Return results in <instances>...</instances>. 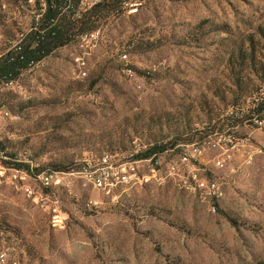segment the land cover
<instances>
[{
  "label": "rangeland",
  "instance_id": "rangeland-1",
  "mask_svg": "<svg viewBox=\"0 0 264 264\" xmlns=\"http://www.w3.org/2000/svg\"><path fill=\"white\" fill-rule=\"evenodd\" d=\"M124 2L138 8L128 13ZM76 3L106 6L98 42L82 48L79 37L92 31L75 30L14 88H0V104L15 115L0 131V249L18 264H264V147L250 159L264 135L216 166L236 109L264 86V0ZM37 15L29 0H0V53L22 34L33 43ZM152 145L172 150L161 173L143 164L135 181L107 191L60 175L48 203L25 195L23 183L39 188L42 170L77 171L85 158H130ZM195 149L201 174L217 181L212 194L181 176V156ZM171 161L180 175L164 179ZM17 164L31 178L22 182Z\"/></svg>",
  "mask_w": 264,
  "mask_h": 264
},
{
  "label": "built area",
  "instance_id": "built-area-1",
  "mask_svg": "<svg viewBox=\"0 0 264 264\" xmlns=\"http://www.w3.org/2000/svg\"><path fill=\"white\" fill-rule=\"evenodd\" d=\"M63 5H58L55 2H52V8H56L61 12V15L65 13L72 14L74 17H78L81 12V6L76 5L75 0H61ZM98 1V0H96ZM29 3L33 7L39 8V15L37 18L40 20L46 14L48 10V2L47 0H29ZM97 3V2H95ZM92 7L95 4H91ZM133 8H138V4H133L130 2H124L121 6L122 10H127L128 13H131ZM119 12V11H117ZM39 22L36 23L33 28L29 31L30 33L36 34V38L32 43L31 49L36 48L40 44L45 42L46 34L48 30L54 25L50 24L49 26H41ZM28 34H22L21 39L16 41L11 48L5 53H0V61L4 59L7 54L10 52H22L24 45L26 44ZM101 38V31L96 30L92 32L85 33L79 37V42L81 43L82 48H90L95 42ZM127 57V56H125ZM21 59H24V56H21ZM34 64H39V62L35 63L31 61L29 63L30 67H34ZM74 65L77 66L79 70L80 76H87V67L88 63H80V55L74 57ZM17 80L14 79H6L0 81V88L4 89H12L17 84ZM259 96L264 97V93L259 94ZM15 116L10 109L4 104H0V131L6 126L8 122H10V118ZM234 128L230 129L227 135H222L219 138V142L217 146L223 151V154L216 161V166L219 168H225L229 163L233 162L234 154L233 152L241 153L244 152V143L246 141H252L254 135L257 133L264 135V105L257 104H246V112L245 114H238V118H236ZM249 129V134L247 137L240 138L236 137L234 134L235 131H239L241 128ZM258 147H264L258 143H254V149L257 150ZM150 147H146L144 153H146ZM136 153V151H135ZM132 154L130 158H120V156H111V157H100L99 160H87L83 161L81 164V169L72 172H61L54 169H46L40 171L37 176H35L34 180L39 182L41 185L39 188L34 187L33 185H27L23 183L24 186H29V193H25L27 196H31L35 199V194H43V200L49 202L50 195L49 193H45L46 190L51 189V183H46V176H56V175H73L79 176L83 178L88 183L93 182H101V186L104 183H107V177H113L115 172H125L127 173H135L137 176H141V170H135L136 162H144L151 167V170L154 172H162L163 158L172 153V150H166L164 154H154L149 158L146 157H138L143 155L144 153H136ZM201 151L199 149H195L192 154H183L181 156L182 165L185 166L187 175H181L184 180H189L190 178H197V186H205V194H212V185L217 183L214 179H209L201 174V169L198 167L199 158L201 156ZM170 165V173H179L180 175V166L177 161H171L167 163ZM13 171L17 174L22 182H24L27 178H31V174L25 172L24 170L13 169ZM22 184V183H21ZM196 187V186H195ZM221 192V190H220ZM39 203V201H37ZM94 203V202H91ZM50 208V206L48 205ZM53 212V221H60V225L64 224V220L59 214V207L54 206L51 207Z\"/></svg>",
  "mask_w": 264,
  "mask_h": 264
},
{
  "label": "trees",
  "instance_id": "trees-1",
  "mask_svg": "<svg viewBox=\"0 0 264 264\" xmlns=\"http://www.w3.org/2000/svg\"><path fill=\"white\" fill-rule=\"evenodd\" d=\"M47 2L49 7L41 21L46 20L50 22V24H54L46 34L45 42L49 40L48 43L44 45V42L34 49H31L32 44L26 43L21 53L10 52L9 54H7V56L0 61V81L6 79L17 80V78L23 71L30 68L29 63L31 61H34L35 63L41 62L53 50L68 44L72 36L74 35L75 30L82 32L93 31L97 28V23L105 17L102 15V12H104L106 6L101 7L99 5H96L90 10L82 11L78 18L74 19L75 17L72 14L65 13L61 15V12L58 9L52 8V2H55L58 5H63L61 0H47ZM76 2L77 0H75V3ZM35 38L36 34H33V41L35 40ZM21 56H24V59H21ZM36 65L38 64H34V66ZM262 90H264V86H261L259 89H257V91L253 94V96L248 100L247 103L264 105V99L261 101V96H259ZM245 112L246 105H240L236 109L235 117L238 118V114H245ZM166 150H168L166 146L152 145L146 153H144L143 150L136 151V153H144L143 155L138 157L149 158L156 153L164 154ZM107 155L112 156L111 154H104L100 157H105ZM100 157L85 158L83 161L99 160ZM17 167L18 170H23L22 165L17 164ZM57 171L72 172L75 170ZM51 189H54V187H51ZM0 251L3 250L0 249Z\"/></svg>",
  "mask_w": 264,
  "mask_h": 264
},
{
  "label": "bare ground",
  "instance_id": "bare-ground-1",
  "mask_svg": "<svg viewBox=\"0 0 264 264\" xmlns=\"http://www.w3.org/2000/svg\"><path fill=\"white\" fill-rule=\"evenodd\" d=\"M136 9V8H133ZM264 93V90H262L261 94ZM264 99L263 96H261V101ZM263 150L262 148L258 147L257 150H254L252 153H250V159L253 158L254 155L262 154ZM118 156V155H116ZM105 157H111L109 155ZM144 164V162H136L135 163V170H140L141 166ZM60 175L56 176H46V183H51V187L55 185V179L59 177ZM138 178V176L135 173H127L125 172H115L113 177H107V183L102 184L101 182H93L95 188L100 191H107V190H115L123 185H128L135 181ZM195 182H197V178H193ZM212 190L216 192L218 190L217 185H212ZM0 264H18L16 260H11L9 258V254L6 251H0Z\"/></svg>",
  "mask_w": 264,
  "mask_h": 264
}]
</instances>
